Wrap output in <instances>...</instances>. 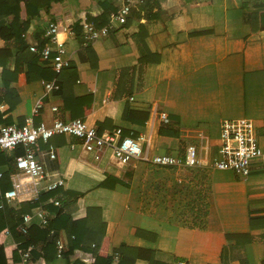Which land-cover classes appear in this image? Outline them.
Masks as SVG:
<instances>
[{
    "label": "crops",
    "instance_id": "0c3cea01",
    "mask_svg": "<svg viewBox=\"0 0 264 264\" xmlns=\"http://www.w3.org/2000/svg\"><path fill=\"white\" fill-rule=\"evenodd\" d=\"M69 2L74 19L89 7L94 6L97 14L119 4L118 0ZM150 3L147 9H135L129 24L134 29L142 24L145 35L139 42L145 44L141 47L125 37L127 31L121 26L87 46L76 36L59 33L73 69L62 75L59 89L51 93L43 89L45 79L17 85L20 101L3 119L9 116V124L17 126L81 119L96 129L146 134L150 156L183 160L186 149L194 146L197 164L193 168H163L136 160L122 164L109 152L94 164L73 137L58 135L39 141L38 150L49 146L55 150L53 160L38 156L43 169L58 173L64 181L57 190L77 197L64 207L62 225L53 229L48 242L55 238L68 247L67 218L82 220L87 209H98L94 219L102 227L107 254L119 246L142 250L141 259L133 264H148L149 258L163 264H261L264 163L253 162L245 179L211 166L218 158L221 123L226 120H249L264 152V30L251 31L242 11L247 4L255 12L264 0ZM49 22L50 16L39 10L25 33L27 45L38 42ZM3 24L5 20H0ZM61 24L64 28L63 20ZM4 47L0 39V49ZM39 100L43 106L34 116ZM155 108L168 115L169 124L155 119ZM125 110L129 112L126 120ZM12 161L13 151L0 154L2 170H8ZM11 190L12 186L3 201L18 213L27 201L6 200ZM201 207L207 214L205 229L198 228ZM24 214L30 213L19 218ZM247 236L251 242H245ZM0 246L13 253L19 243L3 229ZM18 252L21 261L22 251ZM30 262L47 264L42 258ZM7 264H15L11 256ZM55 264L65 263L57 259Z\"/></svg>",
    "mask_w": 264,
    "mask_h": 264
},
{
    "label": "built area",
    "instance_id": "2783aa9c",
    "mask_svg": "<svg viewBox=\"0 0 264 264\" xmlns=\"http://www.w3.org/2000/svg\"><path fill=\"white\" fill-rule=\"evenodd\" d=\"M119 4L108 13V23L95 28L92 23H86L83 33V46L96 41L101 37H106L117 27L126 23V16L130 10L137 6L134 0H118ZM145 0H138L143 4ZM64 33L75 36L74 32L62 28ZM25 40L26 34H21ZM42 38L47 42L40 46L38 42L28 44V50L37 55L43 62L49 64L51 70L59 75L69 66V59L66 57L67 51L65 42L59 39V28L54 22H49L45 28ZM43 89L47 93L59 89L56 81L42 82ZM43 103L39 100L33 110V115L37 116ZM52 112L56 113L57 108L52 107ZM155 119L162 124H169L170 120L165 112L157 108L153 110ZM151 126V122H147ZM62 135L79 140L84 153L91 157L92 162L99 163L104 155L109 152L111 158L118 163L127 164L131 161L150 163L163 168H193L197 164V151L194 146L186 149L183 160L169 155H149V136L140 134L133 136L123 135L121 129L98 131L94 127L88 126L81 119L63 121L54 119L51 124L40 123L38 126L25 124H0V154L5 151H13L17 147H22L24 154L14 159L13 169L9 174L12 190L4 198L24 199L27 203L35 205L43 194L54 192L64 186L61 176L55 172H48L43 169L39 161L38 153L53 160L56 157L55 150L49 146L46 150H38L39 141H49L51 138ZM220 146L218 158L212 163V168L217 170H230L236 176L243 179L250 173V166L255 161L264 163V152L261 150L253 124L246 119L226 120L221 123ZM9 169V168H8ZM5 171L0 168V180ZM58 205L57 200H48L32 208L30 214L21 217V224L18 230L21 234H26L28 228L33 224L42 227L46 224L48 213L44 206L48 203ZM0 204V209H2ZM56 257L61 259L67 247L61 240L55 241ZM32 247L21 253L20 264H30ZM118 257L114 256V262Z\"/></svg>",
    "mask_w": 264,
    "mask_h": 264
},
{
    "label": "trees",
    "instance_id": "16d2710c",
    "mask_svg": "<svg viewBox=\"0 0 264 264\" xmlns=\"http://www.w3.org/2000/svg\"><path fill=\"white\" fill-rule=\"evenodd\" d=\"M185 1L191 2L192 0ZM134 3L137 4V8L134 7L130 10V13L126 16L127 21L121 26L120 30L127 31L125 37L130 36L134 39L135 44L141 47L145 44L139 42L142 34L145 35L144 29L142 24L137 29L129 27L131 16L136 11L135 9H147L152 4L150 0H145L143 4H139L138 0H134ZM98 4H101V2ZM95 6L97 11H100L97 5ZM70 8L69 0H0V20H5V24L0 26V39L5 42V47L0 49V81L2 83V87H0V105H2L0 108L1 124H9V116L4 119L3 116L10 113L20 101L17 85L29 84L40 79H45L46 81L54 80L58 85H61L58 80L61 79L65 72L73 69L72 65H69L61 74L56 75L48 67L49 64H47L48 66L45 63L43 64L37 55L28 50V45L21 37V34L27 32L30 20L37 15L38 11L43 9L50 16L51 21L58 26L60 34H62L61 20H63L67 31L74 32L82 44V30L85 24L92 23L95 28H101L108 23V13L115 10L114 8H107L96 14L93 13L94 6H92L86 9L87 11L81 10L80 16L74 19ZM252 8L253 6L243 5L242 11L245 21L249 24L251 31H262L264 30V9H262L264 6H255V12H251ZM254 23L258 26L254 27ZM62 37H64V34ZM37 40L40 46H43L47 42L42 37ZM140 61L142 62L143 60L141 59ZM141 74L139 70V76ZM128 114L129 112L125 110L123 117L125 120L128 118ZM138 115L145 117L144 114ZM97 130L103 131L102 128H98ZM126 134V132H123V135ZM23 154L24 150L22 147H17L13 150L14 159L21 157ZM12 162H10L9 169L5 171L3 178L0 180V204L4 205L0 209V232L3 229H7L15 243H19V246L13 253L0 246V264H7L9 256L14 259L15 264H19L20 257L18 250L26 251L30 246L33 248L30 253V261L34 262L42 258L47 264H55L58 259L56 257V239L52 238L49 242L48 239L52 235L53 229H58L62 225L64 207L76 201L77 197L64 196V194L57 190L43 194L35 205L29 203L23 204L18 213L12 208L8 209V206L3 201V195L7 190L11 189L9 174L13 169L14 161ZM48 199L52 201L57 200L58 205H54L52 202L44 206V209L48 213L46 224L42 227L34 225L28 228L26 234H21L18 231V226L21 224L20 214L31 213L34 206L40 205ZM199 210L201 211L200 214H202V220L198 228L205 229V217L207 214L202 207ZM98 212V209H87V216L82 220L71 221L67 218L64 227L69 235V246L60 260L65 264H114V256L116 255L118 260L115 264H133L136 259H141L139 258V252H142V250L126 248L125 246H119L115 249L114 255L107 254V241L103 238L104 235L100 236V228L102 227L100 224H96L94 219V214H99ZM15 214H17V217H15ZM246 239L245 242L252 241V237L250 236H247ZM92 245H94V249ZM148 264L163 263L149 258ZM261 264H264V259Z\"/></svg>",
    "mask_w": 264,
    "mask_h": 264
},
{
    "label": "rangeland",
    "instance_id": "374dc122",
    "mask_svg": "<svg viewBox=\"0 0 264 264\" xmlns=\"http://www.w3.org/2000/svg\"><path fill=\"white\" fill-rule=\"evenodd\" d=\"M90 162H92V160L90 159ZM92 163H94V162H92ZM94 164H96V163H94Z\"/></svg>",
    "mask_w": 264,
    "mask_h": 264
}]
</instances>
